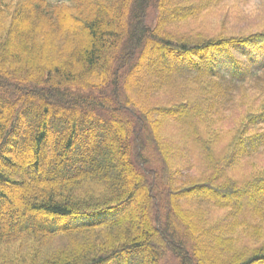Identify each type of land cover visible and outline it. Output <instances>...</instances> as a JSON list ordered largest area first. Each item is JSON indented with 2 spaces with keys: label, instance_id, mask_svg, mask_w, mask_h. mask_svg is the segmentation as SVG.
Segmentation results:
<instances>
[{
  "label": "trees",
  "instance_id": "16d2710c",
  "mask_svg": "<svg viewBox=\"0 0 264 264\" xmlns=\"http://www.w3.org/2000/svg\"><path fill=\"white\" fill-rule=\"evenodd\" d=\"M221 2L0 0V264H264V30H178Z\"/></svg>",
  "mask_w": 264,
  "mask_h": 264
},
{
  "label": "rangeland",
  "instance_id": "374dc122",
  "mask_svg": "<svg viewBox=\"0 0 264 264\" xmlns=\"http://www.w3.org/2000/svg\"><path fill=\"white\" fill-rule=\"evenodd\" d=\"M179 31H199L204 35L218 32L236 33L264 30V0H223L216 7L205 11L200 17L189 21ZM255 166L264 164V153L251 157ZM252 169L249 161L234 169L230 174L241 180L248 176ZM220 215V213H217ZM0 244V254L3 252Z\"/></svg>",
  "mask_w": 264,
  "mask_h": 264
}]
</instances>
